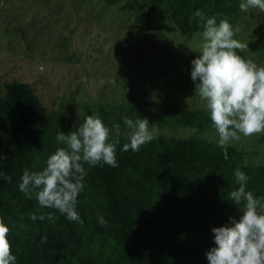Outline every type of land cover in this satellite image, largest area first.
<instances>
[{"label":"trees","instance_id":"1","mask_svg":"<svg viewBox=\"0 0 264 264\" xmlns=\"http://www.w3.org/2000/svg\"><path fill=\"white\" fill-rule=\"evenodd\" d=\"M240 2L147 0V11L163 7L189 37L203 31L194 17L197 9L234 25ZM90 115L110 129L118 124L121 135L118 167L85 165V189L77 199L81 226L57 209L41 207L35 195L29 198L20 191L19 183L25 169L43 170L49 156L66 147L57 141V132L68 134L82 121L46 109L27 82L7 83L0 94V153L7 155L0 170L11 176V182L0 178V215L11 229L17 264H209L211 229L229 224L230 217L238 219L243 207L230 199L239 186L235 170L250 177L248 191L264 197V161L245 164L246 151L231 145L227 158L218 143L194 135L158 136L138 152L121 150L128 142L125 116L147 118L149 128L215 130L207 110L108 102L96 105ZM31 214L45 219L33 221ZM101 215L108 221L103 227L98 223Z\"/></svg>","mask_w":264,"mask_h":264},{"label":"rangeland","instance_id":"2","mask_svg":"<svg viewBox=\"0 0 264 264\" xmlns=\"http://www.w3.org/2000/svg\"><path fill=\"white\" fill-rule=\"evenodd\" d=\"M233 27L248 43L241 55L264 65V13L240 10ZM201 34L183 35L147 0H0V94L27 82L46 109L82 122L108 102L207 110L190 75ZM158 130L218 143L213 129ZM229 145L246 151L245 164L264 161V134Z\"/></svg>","mask_w":264,"mask_h":264},{"label":"clouds","instance_id":"3","mask_svg":"<svg viewBox=\"0 0 264 264\" xmlns=\"http://www.w3.org/2000/svg\"><path fill=\"white\" fill-rule=\"evenodd\" d=\"M239 9L248 12L258 9L264 13V0H241ZM194 17L202 27L199 55L191 61V79L195 94L205 102L211 124L218 135V146L225 150L241 136L264 134V65H257L241 53L248 50V43L235 38L239 28L227 19L217 22L197 9ZM123 123L129 130L128 142L122 151L138 152L159 135L149 120H133L127 116ZM120 126L111 129L98 116L88 115L79 127L68 134L57 132L56 139L66 147L58 148L49 156L46 167L39 171L25 169L19 189L31 198L35 195L41 207L57 209L69 221L83 226L77 211L78 196L85 189L87 169L107 164L118 167L117 145L120 144ZM7 155L0 153V162ZM239 185L230 192L236 205H243L239 218L230 217V223L213 227L214 246L206 252L209 264H264V197L246 189L250 179L242 170L234 172ZM0 178L11 182V176L0 170ZM35 221L44 215H30ZM48 219L53 217L49 214ZM100 226L108 221L98 217ZM10 227L0 215V264H17L9 239ZM46 239V238H42Z\"/></svg>","mask_w":264,"mask_h":264}]
</instances>
